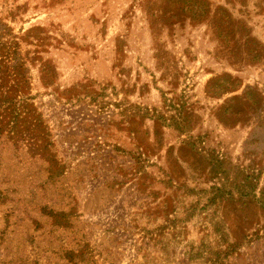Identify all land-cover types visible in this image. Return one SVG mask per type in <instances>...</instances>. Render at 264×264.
Listing matches in <instances>:
<instances>
[{
  "label": "rangeland",
  "instance_id": "374dc122",
  "mask_svg": "<svg viewBox=\"0 0 264 264\" xmlns=\"http://www.w3.org/2000/svg\"><path fill=\"white\" fill-rule=\"evenodd\" d=\"M0 264H264V0H0Z\"/></svg>",
  "mask_w": 264,
  "mask_h": 264
}]
</instances>
